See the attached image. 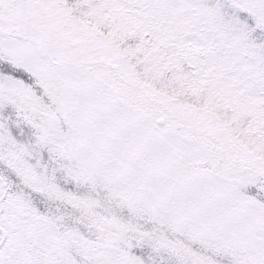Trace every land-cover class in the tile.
Here are the masks:
<instances>
[{
	"label": "snow or ice",
	"instance_id": "obj_1",
	"mask_svg": "<svg viewBox=\"0 0 264 264\" xmlns=\"http://www.w3.org/2000/svg\"><path fill=\"white\" fill-rule=\"evenodd\" d=\"M0 264H264V0H0Z\"/></svg>",
	"mask_w": 264,
	"mask_h": 264
}]
</instances>
